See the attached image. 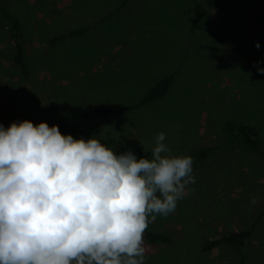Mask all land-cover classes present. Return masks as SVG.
<instances>
[{"label":"rangeland","instance_id":"rangeland-1","mask_svg":"<svg viewBox=\"0 0 264 264\" xmlns=\"http://www.w3.org/2000/svg\"><path fill=\"white\" fill-rule=\"evenodd\" d=\"M0 6L21 24L29 70L24 77L12 64L10 29L0 15L4 128L45 122L74 139L95 137L119 155L135 150V144L113 142L136 123L137 147L151 159L158 133H165L169 155L186 156L225 142L222 125L230 119L257 126L264 147V80L248 79L264 67V0H223L214 8L206 0H0ZM105 11L107 17L96 18ZM80 28H86L82 35L51 43ZM113 47L125 53L123 61L112 65V58L94 73L97 53ZM168 75L173 80L164 97L125 109ZM95 109L107 111L78 122L64 119ZM192 169L195 183L176 209L147 228L170 241L144 240L145 264H238V250L204 252L202 246L253 224L244 255L248 264H264V159L235 145L194 161Z\"/></svg>","mask_w":264,"mask_h":264},{"label":"clouds","instance_id":"clouds-1","mask_svg":"<svg viewBox=\"0 0 264 264\" xmlns=\"http://www.w3.org/2000/svg\"><path fill=\"white\" fill-rule=\"evenodd\" d=\"M165 140L137 159L45 122L0 124V264H145L149 224L195 183Z\"/></svg>","mask_w":264,"mask_h":264},{"label":"trees","instance_id":"trees-1","mask_svg":"<svg viewBox=\"0 0 264 264\" xmlns=\"http://www.w3.org/2000/svg\"><path fill=\"white\" fill-rule=\"evenodd\" d=\"M223 0H206L208 8H214L219 6ZM0 15H3L9 25L10 36L13 44V55L11 56V62L17 66L21 75L27 77L29 74L28 66L26 63L25 45L22 37V28L19 20L9 12H7L2 6H0ZM86 28H80L78 30L71 31L57 35L52 38L51 43L64 39L66 37H78L85 33ZM264 69V67H262ZM249 81L252 83L264 80V74H260L257 70L249 75ZM173 75H168L158 81L148 90L146 96L135 106H128L125 109H135L137 107L147 106L154 103L158 99L164 97L171 86ZM123 110V108H122ZM106 109L95 110H81L77 112H68L64 115V119L69 122H78L85 120L93 115L99 113H105ZM222 131L226 136L225 142L219 145H208L198 148L186 156H190L194 161L203 160L210 157L218 149L229 148L235 145H241L255 156L264 159V147L262 146V137L260 129L252 124L238 123L233 120H226L222 125ZM137 159L147 158V156L139 149H135L132 152ZM253 226L246 230H241L237 233H228L218 238L207 241L202 246V251H212L221 246H227L239 251L240 259L238 264H248L244 255V249L247 242L250 240L253 233ZM144 240L149 244L166 243L170 239L164 234L157 233L155 231L146 229L144 233Z\"/></svg>","mask_w":264,"mask_h":264},{"label":"crops","instance_id":"crops-1","mask_svg":"<svg viewBox=\"0 0 264 264\" xmlns=\"http://www.w3.org/2000/svg\"><path fill=\"white\" fill-rule=\"evenodd\" d=\"M107 13L108 12L105 11V13L103 15H100L99 17H96V18L101 19ZM107 15H106V17H107ZM101 20H99V21H101ZM10 38H11V36H10ZM11 41H12V39H11ZM112 49L113 50H111V51H106V49H105L104 52H98L97 53V55H98L97 58L93 60L96 62L91 65L92 66L91 69L94 73L97 74V73L101 72L103 70V66L105 64H108V62H110V59H112V58H113V62H116V63H112V65H119L121 63V61H123V58H120V57L125 55V53L122 54L121 51L116 49V47H113ZM25 53L27 55L26 49H25ZM114 56H118L119 58H117V57L115 58ZM132 124L133 125H130L127 128H125V130L123 131L124 134L120 137L119 142L114 141L113 142L114 144H123V145H128L130 147H132L135 144L136 147H133V148L138 149L137 142L140 141V135H137L136 132L140 129L138 128L136 123H132ZM109 142L112 145V141L110 140Z\"/></svg>","mask_w":264,"mask_h":264}]
</instances>
